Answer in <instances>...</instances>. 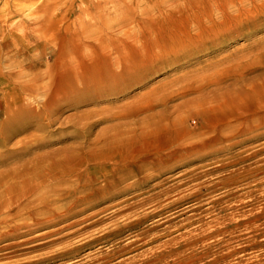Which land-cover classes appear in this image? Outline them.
<instances>
[{"label": "bare ground", "instance_id": "bare-ground-1", "mask_svg": "<svg viewBox=\"0 0 264 264\" xmlns=\"http://www.w3.org/2000/svg\"><path fill=\"white\" fill-rule=\"evenodd\" d=\"M50 22L45 18L29 26L24 24L22 36L16 39L27 45L39 44L42 52L39 57L28 56L25 50L21 53L32 71L28 84L8 83L3 89L0 88V95L8 100L3 105L0 103L3 106L0 107V116H5V120L0 122V129H13L17 122L33 119L39 121L38 128L41 130L52 128L59 120L51 115L58 111L61 103L68 104L73 96L89 94L100 100L113 86L129 87L133 79L139 81L157 73L162 69L161 65L243 37L247 30L264 23V0H176L175 5H166L164 0H153L149 5H128L125 12L97 24L99 33L92 35L91 41H83L77 46L65 36L57 39L59 49L65 46L72 48L73 54L70 55L73 60L68 61L70 63L60 69L56 77L53 76L54 79L51 78L47 87H39L42 80L38 67L48 58L45 51L51 43L47 36ZM65 56L63 53L58 55L59 58ZM0 75L3 76L2 73ZM212 78H205L196 87L186 83V86L172 91L165 101L162 99L163 107L167 108V104L177 97L193 93L200 95L205 89L213 87L208 92L211 97L205 111L209 118L201 133L184 128L183 121L178 118L164 124L159 122L154 105L139 106L132 116L126 110L111 113L106 109H95L83 112L79 120H75L80 131L75 136V144L65 150L63 160H54L53 164L44 167L47 161L45 157L22 161L10 156L12 168L0 172V244L6 242L0 246V253L10 251L12 256L6 259L23 255L22 247L51 237L63 228L31 236L35 231L57 227L87 210L103 205L88 216L92 220L110 210L112 201L125 195L131 197L120 203L127 205L116 216L131 219L140 216L147 207H153L149 214L157 215L158 209L162 208L161 195L136 203L129 200L141 196L143 185L157 177V173L174 163L191 165L213 154H229L244 141L239 140V133L250 135L248 140L264 136V89L252 91L255 103L249 105L248 100H239L238 94L233 96L236 91L229 89L230 84L222 86L223 80ZM184 81H187V76L178 77L172 86L176 87ZM39 96L45 98V103L39 108L29 105L27 101ZM81 103H89V100H81ZM141 115L144 117L140 118ZM93 118L97 120L92 121ZM239 119L242 120L240 129ZM102 123L108 125L92 138V129ZM195 125L200 123L196 122ZM16 130L19 132L20 128ZM0 133L4 134L2 130ZM161 137L165 138L164 144L159 143ZM0 145L8 147V141L0 137ZM48 158L53 160L52 157ZM214 161V164H222L224 160L218 158ZM237 164L233 162L223 166L221 171ZM189 174L191 182L209 175L199 173L196 168ZM234 181L229 178V183ZM174 190H165L162 195ZM133 191H136L135 196ZM65 200L66 204L57 206ZM146 215L148 213L140 218ZM137 222L131 220L127 224ZM78 223L74 221L69 226ZM99 223L100 220L92 225ZM86 228L88 226L83 230ZM106 229L105 234L112 232ZM79 232L76 230L72 234ZM93 236L91 234L89 237ZM98 238L105 239V235ZM94 240L98 239L90 238L86 244ZM155 240L157 238L151 243ZM194 245L189 243L175 250L163 247L159 253L155 251L152 257L126 260L120 264H170L171 257L178 259L174 264H196L201 258L186 256ZM74 249L72 246L70 251L68 249L57 257L71 255ZM55 259L47 257L41 261L53 262ZM222 259H216L214 263L221 264Z\"/></svg>", "mask_w": 264, "mask_h": 264}, {"label": "rangeland", "instance_id": "rangeland-1", "mask_svg": "<svg viewBox=\"0 0 264 264\" xmlns=\"http://www.w3.org/2000/svg\"><path fill=\"white\" fill-rule=\"evenodd\" d=\"M151 1L153 0H0V73L5 76L0 75V88L8 83L22 85L31 81L32 71L21 54L23 50L28 56L41 55L42 48L39 49V44L27 45L16 40L22 36L24 24L29 26L45 18L51 21L47 30L51 43L45 51L48 58L38 67L42 80L39 87H47L51 78L56 77L58 71L73 60L72 48L65 46L59 49L57 39L65 36L77 46L83 41H91L90 37L99 33L97 24L101 21H110L125 12L128 5H149ZM164 1L166 5L176 3V0ZM246 32L243 37L223 45L196 51L195 54L182 56L176 62L161 65L162 69L157 73L139 81L133 79L134 82L129 87L113 86L100 100L90 97L88 93L87 96H73L68 104L61 103L58 111L51 115L59 120L52 128L39 129V121L36 119L19 121L13 129L2 127L0 131L4 134L0 133V137L8 141V147L0 145V172L12 168L13 160L10 156L22 161L45 157L47 161L44 167L53 164L54 160H63L65 150L75 144L76 135L80 131L75 120H79L83 112L95 109H106L111 113L126 110L132 116L139 106L154 105L159 122L166 123L178 118L183 121L184 128L193 133H201L209 118L205 111L211 97L208 92L213 87L205 89L200 95L193 93L177 97L167 104L168 109L162 104L176 88L178 90V87L186 86V83L199 86L209 76L223 80L222 86L230 84L229 89L236 91L233 96L238 94L239 100L244 98L243 100L249 101V105H253L255 102L251 96L252 91L264 89V23ZM60 53L66 56L59 58ZM181 76H187V81L176 87L172 86L174 80ZM85 99L89 103L79 104ZM6 101L8 100L0 95V103L3 105ZM27 102L32 107L39 108L45 103V98L34 97ZM3 120L4 115L0 116V122ZM95 120L97 119H92ZM241 121L239 119V129ZM196 122L200 125H195ZM107 125L108 123L97 124L92 129V138ZM16 128H20V131ZM249 136L239 133V140L244 141L229 154H213L202 162L191 165L179 162L164 168L157 173V177L143 185L141 196L129 199L131 203H136L161 195L162 208L158 209L157 215L149 214L153 207H147L139 214L141 216L148 213L147 217L134 216L126 219L116 216L127 205L120 203L131 197L121 196L112 201L110 210L92 220L88 216L103 205L87 210L57 227L35 231L31 236L63 228L51 237L22 247L23 255L18 257L6 259L12 256L10 251L1 252L0 264H120L126 260L152 257L155 251L159 253L163 247L175 250L189 243L195 245L186 252V256L201 258L196 264H215L216 259L222 258L221 264H264V136L248 140ZM159 140L160 144H164L165 138L161 137ZM48 156L53 160H48ZM253 157L255 158L252 159ZM218 158L224 160L222 164H214V160ZM233 162H238L237 166L221 171L223 166H229ZM195 168L199 173H209L208 177L191 182L189 173ZM40 172L41 169L39 174ZM229 178L235 181L229 183ZM172 188H175L173 192L162 195L163 191ZM134 192L135 196L136 191ZM66 203V200L61 201L57 206ZM99 220L101 223L92 225ZM131 220L139 222L127 224ZM74 221L79 223L69 226ZM105 228L112 232L105 234L108 230H104ZM76 230L80 232L73 235ZM91 234L94 236L89 237ZM102 234L105 239L98 238ZM90 238L98 240L86 244ZM154 238L157 240L151 243ZM198 240L200 241L197 242ZM4 244L6 242L0 246ZM72 246L75 251L71 255L57 257L68 249L70 251ZM47 257L57 259L53 262L41 261ZM175 261L178 259L169 258L170 264Z\"/></svg>", "mask_w": 264, "mask_h": 264}]
</instances>
